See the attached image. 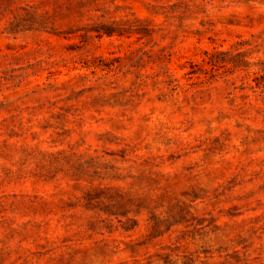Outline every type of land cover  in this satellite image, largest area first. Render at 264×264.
Listing matches in <instances>:
<instances>
[{
	"label": "rangeland",
	"instance_id": "obj_1",
	"mask_svg": "<svg viewBox=\"0 0 264 264\" xmlns=\"http://www.w3.org/2000/svg\"><path fill=\"white\" fill-rule=\"evenodd\" d=\"M261 76L264 0H0V264H264Z\"/></svg>",
	"mask_w": 264,
	"mask_h": 264
},
{
	"label": "trees",
	"instance_id": "obj_2",
	"mask_svg": "<svg viewBox=\"0 0 264 264\" xmlns=\"http://www.w3.org/2000/svg\"><path fill=\"white\" fill-rule=\"evenodd\" d=\"M259 79H260L259 82H264V76L259 77ZM255 81H258V80L256 79ZM259 82L256 83V86H257V87L260 86V85H259Z\"/></svg>",
	"mask_w": 264,
	"mask_h": 264
}]
</instances>
